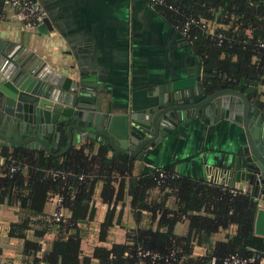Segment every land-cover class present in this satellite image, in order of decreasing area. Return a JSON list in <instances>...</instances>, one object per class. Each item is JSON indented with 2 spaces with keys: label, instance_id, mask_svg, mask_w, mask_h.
Masks as SVG:
<instances>
[{
  "label": "trees",
  "instance_id": "trees-1",
  "mask_svg": "<svg viewBox=\"0 0 264 264\" xmlns=\"http://www.w3.org/2000/svg\"><path fill=\"white\" fill-rule=\"evenodd\" d=\"M154 5L181 28L192 17H220L229 25L227 30H218L224 33L222 45L200 29H193L188 40L207 58V66L232 75L249 72L264 85V49L258 46L264 38V1L165 0L164 5ZM206 76L218 81L213 72ZM263 97L260 92L256 102L264 103ZM0 158V204L18 208V219L10 223L8 236L22 240V254L31 257L24 264H212L213 260L225 264V258L234 253L264 258V237L255 233L257 198L264 194L253 186L250 193L235 194L233 187L180 175L172 166L160 168L164 176L155 168L133 175L132 163L109 156L104 146L95 153L91 144L72 147L61 156L23 145L12 150L4 147ZM12 166L17 170L11 172ZM54 172L64 177H53ZM97 181L103 182L101 199L109 205L100 226V241H107L111 228L120 221L122 212L116 220L115 214L125 192L131 196L137 223L146 219L144 211L148 219L146 225L128 232L127 242L114 243L111 248L97 245L89 254L80 242L88 231L83 225L95 218ZM53 195L63 197L69 218L56 221L47 213ZM172 196L177 197L175 207L169 204ZM186 218L191 225L185 234H177L176 225ZM232 226L234 232L216 239ZM43 240L47 241L45 249ZM195 245H205L206 255L194 257Z\"/></svg>",
  "mask_w": 264,
  "mask_h": 264
},
{
  "label": "water",
  "instance_id": "water-1",
  "mask_svg": "<svg viewBox=\"0 0 264 264\" xmlns=\"http://www.w3.org/2000/svg\"><path fill=\"white\" fill-rule=\"evenodd\" d=\"M7 22L0 0L1 147L25 145L62 155L92 139L118 158L135 161L145 159L182 122L236 120L244 138L223 162H207L206 178L229 187L249 182L264 194V111L250 98L259 81L249 79V72L220 74L206 66L218 81L194 74L134 88L127 104L113 107L90 72L61 70L26 44L2 37L10 30ZM53 29L49 16L38 27L42 34ZM255 233L264 237V209H258Z\"/></svg>",
  "mask_w": 264,
  "mask_h": 264
},
{
  "label": "crops",
  "instance_id": "crops-1",
  "mask_svg": "<svg viewBox=\"0 0 264 264\" xmlns=\"http://www.w3.org/2000/svg\"><path fill=\"white\" fill-rule=\"evenodd\" d=\"M37 1L45 8L47 17L52 19L53 31L48 34H42L38 29L24 31L20 20L13 18L12 11L5 6V15L9 21V27L6 28L10 30L2 37L26 44L61 70L75 67L76 70L90 72V76L97 78L103 86L102 94L113 107L127 104L134 88L154 86L188 75H206L207 58L193 47L189 38L183 35L182 28L159 12L151 0ZM214 20L221 23L223 28H229L220 17ZM263 89L264 85L261 91ZM261 100L264 102V97ZM255 104L264 111V103ZM244 136V128L236 120L225 119L212 123L210 119L205 122L195 117L179 124L145 159L128 162L133 165V175L155 167L172 166L180 175L207 179V162H223L228 152L234 150ZM89 144L93 146L95 153L102 146L92 139H83L73 147ZM64 146L65 143L61 144L58 151ZM1 148L4 147L0 146V151ZM9 149L12 150L13 146ZM108 152L109 156H115L111 151ZM2 161L3 158H0V162ZM237 186L250 189L253 185L240 182L233 187ZM102 187V181L95 183V218L83 225L88 231L80 245L89 254L97 245L111 248L114 243L127 242L128 232L146 225L148 219V213L144 211L146 219L137 223L131 210V196L125 192L124 199L117 204L115 214L116 220L122 212L120 221L111 228L108 240L100 241V226L109 208L101 199ZM116 187L118 188V183ZM176 202L177 197L172 196L169 204L175 207ZM17 210L16 205L0 204V250L4 257L2 263H5L7 256L16 258L18 254L14 250L18 247L22 249V240L8 236L10 223L18 219ZM54 210L55 203L49 201L47 213L52 215ZM189 225L191 220L187 218L179 222L175 228L176 233L185 234ZM235 230L236 227L232 226L230 230L221 231L216 239H224L228 231ZM51 237L49 235L48 239ZM6 247L9 250L13 248V251L7 253ZM207 251L205 245H195L194 257L204 256ZM13 263L18 262L15 260Z\"/></svg>",
  "mask_w": 264,
  "mask_h": 264
},
{
  "label": "built area",
  "instance_id": "built-area-1",
  "mask_svg": "<svg viewBox=\"0 0 264 264\" xmlns=\"http://www.w3.org/2000/svg\"><path fill=\"white\" fill-rule=\"evenodd\" d=\"M152 4H165V0H151ZM5 6H7L12 11L13 18L20 20L21 27L24 31H34L37 30L40 25L44 23L45 18L47 17V12L45 8L36 0H4ZM170 8H174L173 5H169ZM217 20H208L203 17H192L190 18L185 25L183 26V35L190 38L191 32L193 29H200L204 33H208L212 36V38L217 40L218 45H222L224 33L219 32V29L227 30L226 26L223 28L221 23H217ZM258 46L264 49V38L259 41ZM157 171L160 172L161 176H164V171L160 168H156ZM17 170L16 166H12L10 168L11 172ZM53 177L63 176L62 172H54L52 174ZM233 193H250L251 188L246 187H233ZM258 206L259 209H264V198L258 197ZM55 203V210L52 213L54 220L59 221L65 218L70 217V212L62 206L63 197L60 195H53L51 200ZM47 244L46 240L42 241V245L45 249ZM147 252L145 255H148ZM38 256L42 257V252L38 253ZM157 256L154 255V260H156ZM257 262V264H264V258H258L257 256L252 257H242L237 253L230 254L225 258V264H249ZM214 260L212 264H214ZM41 264H47L46 262H42Z\"/></svg>",
  "mask_w": 264,
  "mask_h": 264
},
{
  "label": "rangeland",
  "instance_id": "rangeland-1",
  "mask_svg": "<svg viewBox=\"0 0 264 264\" xmlns=\"http://www.w3.org/2000/svg\"><path fill=\"white\" fill-rule=\"evenodd\" d=\"M262 92H264V89L262 90ZM32 234L33 232H29L30 236H32ZM6 249H7V253L13 251V248L9 250L8 247H6ZM14 253L18 254V256L16 255L17 256L16 258H8L9 256H7V254H4L7 257H6L5 263H2V260H4V257L2 255V250H0V264H24V262H27L31 258V257H28L26 259V257L22 254V249H20V247H18L17 250H14ZM15 260H17L18 263H13V261Z\"/></svg>",
  "mask_w": 264,
  "mask_h": 264
},
{
  "label": "flooded vegetation",
  "instance_id": "flooded-vegetation-1",
  "mask_svg": "<svg viewBox=\"0 0 264 264\" xmlns=\"http://www.w3.org/2000/svg\"><path fill=\"white\" fill-rule=\"evenodd\" d=\"M196 30V29H195ZM198 30V29H197ZM193 47L194 48H196V50H197V46L196 45H193ZM198 51V50H197ZM207 64V63H206ZM206 67V66H205ZM210 68H212V69H217V68H214V67H210ZM218 70V69H217ZM219 71V70H218ZM219 73L220 74H224L223 72H220L219 71ZM241 75V74H240ZM244 75V74H243ZM249 79H256V77L255 76H253V75H249ZM258 79V78H257ZM259 80V79H258ZM263 86V84H261L260 83V81H259V90H258V92H255V93H253L252 95H251V99H255V101L254 102H256V96L260 93V92H262L261 91V87ZM257 103V102H256Z\"/></svg>",
  "mask_w": 264,
  "mask_h": 264
}]
</instances>
